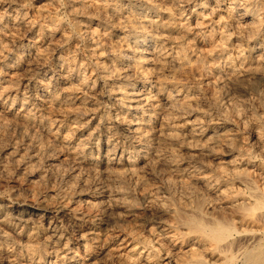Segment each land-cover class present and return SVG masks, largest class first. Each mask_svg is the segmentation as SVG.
Wrapping results in <instances>:
<instances>
[{"label":"bare ground","instance_id":"6f19581e","mask_svg":"<svg viewBox=\"0 0 264 264\" xmlns=\"http://www.w3.org/2000/svg\"><path fill=\"white\" fill-rule=\"evenodd\" d=\"M12 1L20 3L21 1L24 0H12ZM77 1L78 0L68 1L71 11L72 9H74V5ZM179 1L180 3L182 2L181 4L179 3L180 8L176 12L173 9L174 13L171 12L172 10L169 12L170 9L168 11L167 10L163 11L162 9L160 10L156 8L155 5H152V2L151 4H148L149 2L147 4H143V3H136L137 2L136 1L135 3L133 2L132 5L124 8L125 11H123L122 15L119 14V11L121 12L123 8L120 9V5L117 3L111 6L108 10H106V12H104L105 14H102V16L104 15L103 21L96 23L97 26L110 25L113 27L112 30H109L111 28L109 29L105 28L104 33L101 32V34L98 33L96 35L92 45L93 48L91 49L93 50V53L96 56L97 55L101 56L104 54V60L99 61L98 59L99 61L98 64L99 65L107 64V65L106 67L100 66L101 72L97 74V76H95L96 78L92 81V85L91 83L88 85V87L86 86V84L84 85V88H88L92 90L91 93L93 94L94 97L98 95V97L100 96L102 99H105L106 101L109 102L108 104L111 105L112 109L115 110L114 113L115 118L111 122L98 121L97 123L98 127L102 126L104 130H106V133H103L104 141L101 145L98 143V146H96L95 145L96 141L85 142L83 144L79 142L80 143L79 144L77 142L78 140L75 141L73 145H71L73 142L71 138H69L67 134L64 133V125L62 127V124L59 125L57 131L55 132L52 131V126L49 124V122L48 123L44 122L42 118H40L41 115L34 106L35 103L33 102L32 95L37 93L38 95L44 97L43 98L44 101L47 100V102H51L52 104L55 105L58 104L65 105L69 103L68 101L69 97L63 95L60 96L57 90L56 92L54 91L55 89L52 92L48 89L49 87L47 88L46 86L45 87L39 86L38 84L40 83V81H36V83H34V85H32L31 87L28 84L26 85V89H28L27 94L29 93L31 94L28 95L27 97L22 96L24 98H22V100L20 99L21 100L20 103L16 104L14 97V100H12L13 102L9 103L10 105L6 104L3 100L2 101L0 100V107L4 108V112L5 111L9 113L17 112L16 113L17 117L22 125L21 128L22 133L27 134L28 126L29 125L33 126L34 124L32 123H34L35 121L38 122L37 125L39 124L40 128H42L43 130L49 133L50 141L48 144L45 143L43 144L42 142L38 141V142H34L37 144L31 145L30 144L31 142H29L31 139H29V141L26 142L25 144L28 148H31L32 146L37 147L41 155L47 161L51 162L56 160V158L53 157L54 156L53 154L56 152L57 149L56 145L58 144L63 145V147L66 149L69 148L70 152L73 154L75 153V151L72 150V147L74 148L75 145L76 146L80 145L81 149L84 152H86L87 150V153L86 155H83V153L82 154L80 153L81 150H79L80 152L74 154L77 155L78 159L92 166L104 165V167H107V165L108 166L115 165L116 168L119 167L118 168L119 176L120 175L125 176V171L132 172L136 161H142V163L143 162L149 163L151 165L150 166L151 170L157 172V168L155 167L157 165L154 164L155 160L156 162L164 166L163 168L172 171L173 174H175L176 180L178 181H181L180 178L184 174H188V175L190 174L192 177L191 178L192 186L193 185L200 186L203 190H205V192L208 194L209 197L206 198L205 196L203 197L201 195L203 197L201 199L198 194V191L187 190L190 193V196L191 194H194L195 196L198 197V199L195 200L196 202L195 205H192L194 206V208L188 210L185 205H181V206L178 205V207L174 209L175 216L179 220L178 223L184 225L188 231V233L186 231V234L194 235L195 238L199 237V240L202 243L201 249L200 246L194 248L197 251H194L192 253V255L194 256L193 259L189 260L188 262H185L186 264H264V188H261L259 186L261 188L259 189L257 188L258 185L254 186L252 183L253 182L255 183L256 180L254 181V178L251 177L249 178V176L247 175L248 173L246 174L245 171L244 172L238 171L239 172L238 174L236 171L237 168L236 170L232 169L238 162L241 161V159L239 158L238 155H236L235 145L236 143H238V141L236 142L234 141L235 138L234 133L233 134L231 133V130H233L232 129L233 123L231 120L232 116L230 117L229 115L231 112L227 114L226 113L227 111L226 112L221 111V113L219 114L220 117L219 120L216 119V121L213 120L210 121L209 119L210 123L207 122V124L205 123L202 124L203 122L201 123L198 117H194L196 116L194 110H198L200 107L196 109L192 108V104H191L192 102L190 98L191 93L189 91L190 88L186 87L184 89L182 86L178 85L180 79L184 78V81H186L185 79L186 76H183L182 74L183 77L181 78V75H179L181 73V70L178 69L184 67L187 61L184 62L181 57H177V54L180 53V56H182L181 53L186 51L185 48L187 47L186 46L187 44L189 47H191L189 45V42L191 40L190 37L191 34L187 32L188 31L187 29H189L191 26H195V24L198 27L199 26L201 27L205 24L210 25L213 28V31L214 28H216V35L218 34L219 40L216 39L214 41V43L212 44L214 47L213 49H210V51L206 53V58L211 62L212 65L215 64L216 62L218 63L220 62L221 65L222 64L223 65L221 68L218 67V69L217 67H215L216 65L213 66V68L211 67L213 70V76L208 77V79L207 76L209 74L206 76L208 84L214 83L217 86L219 85L223 88L225 86L224 85L225 83H228L229 85L231 84L233 86L232 87L233 89L231 88L232 90L225 91L224 89L223 91L224 100L227 102V105L230 104V107L231 105L234 106L236 103L240 101V97H237L236 92L242 91L246 93L251 90L253 91L254 89L257 88L258 85L264 87V0H194V1L179 0ZM95 2L96 1L89 2V4L87 3L88 5H83V6L82 4H80V6H82L81 8L82 10L80 12L83 14H88V13L96 14V16H98L97 14L101 13L102 6H99V3H95ZM193 2L195 4L194 7L192 8ZM167 6L165 8H167ZM188 6L189 8L187 9ZM4 10H5V14H7L8 17H10V19L12 20L13 28L24 29L28 34L31 35H29L30 38L26 39L27 42L23 40L20 41L21 43L10 52H7L5 49H3V47L0 44L1 46L0 57L11 58V62H10L12 64L11 68H13L14 66H21V65L23 66L28 62L30 63L31 60H35V59L37 60V58L39 59L42 51L41 49L42 43L40 41V38L36 39L35 37L36 35L33 32L34 29L30 25V22L28 21L26 14L24 13L25 11L23 12L22 9L11 5L6 7ZM225 12L228 13V16L226 17L225 15H223ZM36 13L38 14V12ZM99 16L101 15L99 14ZM88 17L89 15L85 16V20H87L86 18ZM49 19L50 18H48V20ZM178 19L179 21H181L182 24L176 23V20ZM99 20H102V17H100ZM185 20L188 21V28L185 27L184 24L185 22L183 23V21ZM193 23L195 24L192 25ZM80 25H82L81 22ZM43 26L44 25H40L39 29L40 30L43 29ZM89 28L90 27H86L85 29H83V37L87 40L90 39V37L93 34L92 32L94 30L92 28L89 30ZM53 31L51 33L55 34ZM198 33L199 32L193 33L194 36H192V38H195ZM60 34L62 35V33ZM239 35H241V37H239ZM192 41L194 40L192 39ZM229 41H232L230 49H229ZM58 42H60V40ZM189 47L187 48L189 49ZM201 48L202 47H200L199 49ZM233 48L235 49L233 50ZM54 49H55L54 51H56L54 54V57L56 59L55 63L57 64L58 67H60L59 69H65L66 67H68L67 64L69 62L67 61L66 57H64L63 50L60 49V45L59 47L55 46ZM182 49H184L183 52H179ZM232 51L234 52V56L232 55L233 53H231ZM189 52H191L192 56L195 57V58L193 57L194 59L200 58L199 57L200 55L198 53H202V51L201 52L198 51L197 48L192 51L189 50ZM188 55H190V53ZM121 56H123V59L118 60L119 57L122 58ZM194 61H191V64ZM202 62L204 63V61ZM109 63L113 64L114 67V68L112 67L111 71L107 70L111 65V64L109 65ZM188 63L189 62H187V64ZM199 63L202 65L201 62ZM208 66L209 64L207 65V67ZM200 69H198V72ZM176 70L180 71V73H178L180 77H177L178 75L177 76L175 75L174 72H176ZM182 71H184L183 68ZM37 72L39 73V71ZM201 72L198 75L200 77H201ZM40 73H42L44 77H47V79L50 80L48 82L49 85L52 84L55 87L58 85L55 82L54 83L51 82V78L58 77L59 80H63L64 78L63 74L61 73L59 74V72L56 71L42 70ZM202 73L206 74L204 72ZM49 75L51 76L49 77ZM70 78L72 77H70L69 75L65 76V79L67 81H70L71 80ZM200 79L198 78V80ZM85 81L82 82L85 83ZM190 82H192V79ZM203 84L206 85V83L204 82ZM200 86L202 85L200 84ZM252 91L250 93H253ZM261 91L258 93L257 96L258 98L256 99V101L258 100V102H256V106L263 113L264 91L263 92ZM203 92H205V90ZM195 93H197V91ZM8 98L9 96L7 97L6 101H8ZM78 99L80 105L82 106L86 105L85 107L93 108L96 112H97L96 109L100 108L98 107L97 102L95 101L93 102V98L88 100V98L86 97L83 98V96H80L78 97ZM194 100H196V98ZM215 100H217V98ZM197 102H199V100ZM214 102L213 105L216 103ZM197 106H202V105H197ZM220 107H222L221 103H220ZM211 113L213 112L211 111ZM77 115L74 116L75 119L77 118ZM94 117L85 118L84 120H82L83 122L81 124L88 126L92 123H96L95 122L96 119H94ZM178 133H181L182 137L183 135L188 136L189 140H185L184 138L182 139V137L180 136L181 134ZM237 140H239V138ZM135 141H137L138 143L135 144ZM178 145L180 146L182 145L186 149L193 151V153L191 154L190 152L188 153L190 155L184 162L181 161L176 162L170 156L160 154L159 151L161 150L159 151L157 150L158 146L159 147L163 146L168 151H171L176 146L179 147ZM95 150L98 151L97 157L93 156L92 153ZM32 158H34V154L33 155L28 154L23 159L24 160L26 159V161H30L32 160ZM208 158L214 159L211 160L214 162L212 163L206 162L205 159ZM229 167H231V169ZM159 168L161 170V167ZM202 169H206L208 171L211 170L213 171L214 175L213 174L211 176L202 175V173H200ZM231 171L232 173H234V175H237L238 177L241 176L240 177L241 184L247 186L246 188L248 187L250 188L249 194L247 193L248 195L243 196L240 194V196H238L237 194L235 195V192L232 193V191L230 190L232 187L229 182L232 179L231 177L232 174L230 173ZM28 175L32 176L33 173L28 172ZM160 175H162V184L160 189H164L171 192L176 182L175 179H173V177H170L172 174L169 176V174L167 173L165 174L160 173ZM187 177L189 178V176ZM235 178L237 179V177ZM137 185H138L137 187L141 191V196L143 199L147 200L151 198L149 190L144 188L145 182L143 180H138ZM192 188L195 189V186ZM233 190L236 191V189ZM95 193L97 194L96 196H98V198L99 197L102 198L103 196L110 197L108 194L103 193L102 195L100 190L96 191ZM174 194L176 195V193ZM214 200L222 201L220 204L221 206L218 204L216 207L223 208L224 210L229 212V214L223 212L222 214L216 215V213L209 214L205 212L203 206L208 202ZM51 201L47 199H43L41 197L35 198L33 200H28L24 198L23 200H20V202L16 205H14L15 204L14 203V204H8L6 205V207L4 206V209L10 212L12 211L17 213L18 222L17 224H15V222L10 223L7 220L6 216L0 217V237L5 238L6 235L8 234V231H10L15 235L20 236L21 238H27L25 235H21L20 232L18 233L16 229L17 225L19 224L22 225L23 223L27 225L35 218H39L41 222H43V220L47 222L48 220V226L50 227L51 231L54 233V235L52 236H54L53 244L55 246V249L53 250L56 253L61 251L60 253L63 254L65 252L67 253V251L68 252L71 251L72 249L75 248V246L78 249L80 246L88 247L87 245L89 243L90 244L95 243L99 238L97 237L95 230L101 228L102 225L109 227V225H111L112 223L114 224L115 222L118 221V219H121L119 218V216H122L121 214L118 216H116L115 214V218L114 217L112 218L110 215H108L106 209L103 206H101V204L99 206L97 205V203H94V201L90 202L89 200L87 201V204L85 205V210L81 213V216H78L76 214L77 213L76 211L78 210L77 207L76 208L75 206L74 208L69 207L67 203L68 201L66 202H63L61 200L55 202H53V200ZM188 202L190 203V201ZM166 204L168 205V202H166ZM189 205L191 206V204ZM79 206L80 205H78V207ZM117 206L122 210V212L120 211L121 213L124 212L131 214V210L136 209L134 204L131 202L129 204H127L126 202H122V203L120 202L117 203ZM109 213L112 214V212ZM116 213L118 214L117 211ZM71 215L75 217L78 216L76 218L79 219L78 220L79 222H76L73 225L74 226V228L72 229L73 235L71 236L70 234V236L67 237L63 233L58 232V227H59L58 223L62 224V221H64L65 217L67 216L72 217ZM54 216L58 221L53 220ZM97 217L102 221L98 223ZM157 218H162V217L158 215ZM247 219H252L254 221V224H249L248 222H246ZM240 225H242L241 226L243 227L242 229ZM105 242H107L106 237L104 239V243ZM98 247H100V245ZM4 253L8 254V256L9 255L11 256V254H9V252L7 251H5ZM74 257L75 256L73 255L72 257H68V259L72 260ZM59 261H61V259ZM73 261L75 260H72V262ZM62 264H69V263H62Z\"/></svg>","mask_w":264,"mask_h":264},{"label":"rangeland","instance_id":"374dc122","mask_svg":"<svg viewBox=\"0 0 264 264\" xmlns=\"http://www.w3.org/2000/svg\"><path fill=\"white\" fill-rule=\"evenodd\" d=\"M24 1H21L20 3L18 2L19 3L18 4L17 2L12 1V0H2V1L0 0V28L1 27L4 28V29L2 28L0 29V44L3 47V49H5L7 52H10L21 43L20 41L23 40L27 42L26 39L30 38L29 35H31V34H28L24 29L13 28L12 20L10 19V17H8L7 14H5V10H4L6 7L11 5V6H16L22 9L23 12L25 11L24 13L26 14L28 21L30 22V25L34 29L33 32L36 35L35 36L36 39L40 38V41L42 43L41 49L43 52L41 51V55L39 59L37 58V60L36 59L31 60L30 63L28 62L27 64H24L23 66L22 65L14 66L13 68H11V65H12L10 63L11 58L0 57V100L1 101L3 100L6 104H9L13 102L12 100H14V97H15V103L16 104L20 103L22 98L27 97L28 95L31 94V93L27 94L28 89H26V85L28 84L31 87L32 85H34V83H36V81H40L39 84L37 82L39 86L41 87L46 86L47 88L49 87L48 89L52 92L55 89L54 91L56 92L57 90L60 96L63 95V96L69 97L68 98L69 103H67L68 105L67 104L55 105V104H52L51 102H47V100L44 101L43 99L44 97L38 95L37 93L32 95L33 102L36 104V105L34 104V106L36 107L37 111H39L40 115L42 116V117L40 116V118H42L44 122H47V123L49 122V124L52 126V131L54 132L57 131L59 125L62 124V127L64 125V133L67 134V136L71 138L73 142L71 145H73L74 142L77 140H78L77 141L78 143L80 142L82 144L85 142H93V141L95 142L96 141L97 142V144L95 142L96 146H98V143L101 145L104 141L103 133H106V130H104L102 126L98 127L97 123L98 121L99 122L100 121L101 122H111L115 118V114H114L115 110L112 109L111 105L108 104L109 102L106 101L105 99H102L100 96L98 97V95L94 97L93 94L91 93L92 90L88 88H84V85L86 84L87 87L90 83L92 85V81L96 78L95 76H97V74L101 72L100 66L106 67L107 64H104V65L98 64L100 60H104V54L101 56H98V55L96 56L93 53V50L91 48H93L92 45L98 33L99 34H101V32L104 33L105 28L107 29L111 28L109 30H112L113 27L110 25L97 26L96 23L103 21L104 15L102 16V14H105L104 12H106V10H108L111 6L117 3L120 5V9L123 8L121 12L119 11V14L122 15L123 11H125L124 8L132 5L133 2L135 3L136 1H137L136 3H143V4H147L148 2H149L148 4H151L152 2V5H155L156 8L160 10L162 9L163 11L164 10L168 11L170 9L169 12L172 10L171 11L172 13H174V11L176 12L180 8V4L182 2L180 3L179 0H177L178 3L176 0L175 1L174 0L172 1L171 0H151V1L150 0L149 1L148 0H94L96 1L95 3H99V6H102L101 13H99L101 16H99V14H97L98 16H96V14H90V13L83 14L80 12L82 10L81 9L82 6L88 5L89 2H94L92 0H78L79 2L77 1L75 3L74 9H72V11L69 7V2H68L69 0H24ZM49 1H52V2H49ZM190 1H194V0H190ZM80 4H82V6H80ZM194 4L195 3L193 2L192 8L194 7ZM167 5L168 6L171 5V6L168 7ZM166 6L167 8H165ZM77 8H78V11H77ZM188 8L189 6L187 7V9ZM36 12H38V14ZM87 15H89V17L86 18L87 20H85V16ZM223 15H225L226 17L228 16V13L225 12ZM100 17H102V20H99ZM48 18L50 19L48 20ZM177 21H179V19L176 20V23L178 24L181 23V21L179 22ZM80 22L83 26L80 25ZM82 22H84L85 24ZM183 23L185 24V27L188 28V21L185 20L183 21ZM194 24L195 23H193L192 25ZM40 25H44L43 29L41 30L39 29ZM85 26L90 27L89 30L91 28L94 29L92 32L93 34L89 40L83 37V29L86 28ZM100 30H103V31H100ZM187 30L186 31L191 34L190 35L191 40L189 42V45L192 48L189 47L187 44L186 46L189 47V49L186 47L185 48L186 51L184 52H183L184 49L180 50L179 52H183L181 53L182 56H180V53L177 54V57H181L184 62L186 61L189 62L188 64L186 62L184 67H182L184 71H182V68H180L178 70H181V73L178 70L174 72L176 76L178 75V73H180L179 75H181V78L183 76H186L185 77L186 81H184V78L180 79L181 81L179 80L178 85L182 86L184 89L186 87L190 88L189 91L191 93L190 98L192 102L191 103L192 108L196 109L200 107L198 110H194V113L196 114V116L194 117H198V119H200L199 121L201 123L203 122L202 124L204 123L207 124V122H209V119L210 121L212 120L216 121V119L219 120L220 119L219 114L221 113V111H225V112L227 111L226 112L227 114L231 112L229 114L230 117L232 116L231 120L233 123V127H232L233 130H231V133L232 134L234 133V137H235L234 141L235 142L238 141L239 143V144L236 143L235 147H236V155H238L239 158L241 159V161L238 162L232 169L236 170L237 168L236 171L238 174L239 172L245 171L246 174L248 173L247 175L249 176V178L251 177V178H254V181L256 180L255 181L256 184L253 181H252L253 183L251 182L254 186L258 185L257 188L259 189L264 188V173H263L264 172V161H263L264 160V150H263L264 149V146H263L264 145V140H263L264 139V118H263L264 112L262 113V111H260L258 107L256 106V102H258V100L256 101V99L258 98L257 97L258 93L261 90H262L261 92H263L264 87L261 85H258L256 89H254L253 91L251 90L253 93H250L251 91L246 92V93L242 91H241L242 93L240 91L236 92L237 97H240V101L238 102L239 104L236 103L237 104V105L235 104L236 106L231 105V107H230V104H228L229 105L228 106L227 102L224 100L223 91L224 89L225 91H230L233 89L232 88L233 86L231 84L229 85L228 83H225L224 84L225 86L223 85L224 86L223 88L219 85L217 86L214 83L208 84V81H207L208 77L213 76V70H212L213 66L216 65L215 67H217L218 69V67L221 68L223 65V64L221 65L220 62L219 63L216 62L215 64L212 65L211 62L206 58V53L209 52L210 49H213L214 47L212 45L214 41L216 39L219 40L218 34L216 35V28H214V31H213V28L210 25L205 24L201 27L200 26L198 27L195 24V26H191ZM52 31L55 34H52L51 33ZM195 32L196 33L199 32L198 33L199 35L197 34L195 38H192V36H194L193 33ZM60 33H62V35ZM239 37H241V35H239ZM62 38H65V39H62ZM192 39L194 41H192ZM59 40L60 42H58ZM200 41H201V44H200ZM207 44L208 45L210 44V45L208 46ZM231 44H232V41H229V49L231 48ZM59 45H60V49L63 50L64 57H66L67 61L69 62L67 65L70 69L68 67H66L65 69H59L60 67H58L57 64L55 63L56 59L54 57V54L56 51H54L55 50L54 48L55 46L59 47ZM199 45L200 47H202L201 49H199L200 48ZM194 48L195 49L197 48V50L200 52L202 51V53H198L200 55L199 56L200 58L198 59H194L195 57L192 56L191 52H189V50L190 51L195 50ZM234 49L235 48H233V50ZM189 53L190 55H188ZM231 53H233L232 55L234 56V52L232 51ZM121 57L122 58L119 57L118 60L120 59L122 60L123 56ZM191 61H194V62H192L191 64ZM202 61H204V63ZM199 62H201L203 66ZM110 64L111 63H109V65ZM208 64L209 66L207 67ZM112 67H113V64H111L109 68L107 67L108 68L107 70L111 71ZM198 69H200L199 72H198ZM42 70L43 71L51 70V71L59 72V74L60 73L63 74L64 78L63 80H59L57 76H56L57 78L52 77L51 82L57 83L58 86L55 87L52 84L49 85L48 82L50 80L47 79V77H44L42 73H40ZM201 70L202 72L206 74H203ZM37 71H39L40 74ZM193 71L195 72V74ZM200 72H201V77L198 76ZM67 75L72 77L70 78L71 79L70 81H67L65 79V76ZM179 75L177 77H180ZM50 76L51 75H49V77ZM206 76H207V79H206ZM198 78L199 79L201 78V79L198 80ZM191 79H192V82H190ZM82 81H85V83ZM203 82L206 83V85L203 84ZM200 84L202 86H200ZM204 90L205 92H203ZM196 91L197 93H195ZM8 96H9L8 101H6ZM80 96H83V98L86 97L88 98V100L93 98V102L94 101L97 102L98 107H100L96 109L97 112L93 108L85 107L86 105L85 106L80 105L78 101L79 100L78 97ZM195 98L196 100H194ZM216 98L218 101L219 100L220 101L218 102L217 100H215ZM198 100L199 102H197ZM214 101L218 103L216 104ZM213 102L215 103L214 105H213ZM220 103L222 107H220ZM197 105H202V106H197ZM263 105H264V101H263ZM211 111L213 113H211ZM14 113L15 112L13 113H9L6 111L4 112V108L0 107V206H1L0 207V217L6 216L7 220L10 223L15 222V224H17L18 222L17 213L12 212V211L10 212L4 209V206L6 207V205L8 204H14V203H15L14 205H16L20 202V200H23L24 198L28 200H33L38 197L39 198L41 197L43 199H47L50 201L53 200V202L59 201V200L63 202L68 201L67 203L69 207H72V208H74V206L75 208L77 207L78 210L76 211L77 212L76 214L78 216H81V213L85 210V205L87 204L88 200L90 202L94 201V203H97V205L99 206L101 204V206H103L106 209L108 215H110L112 218L113 217L115 218V214L116 216L120 214L122 216H119V218L121 219H118L117 221L118 223L117 222H115L114 224L112 223L111 225H109V227L102 225L101 228L95 230L97 237H99L95 243L93 244L89 243L87 245L88 247L80 246L78 249L75 246L74 249H72L69 252L67 251V253L65 252L63 254L60 253L61 251L56 253L53 250L55 249V246L53 244L54 236H52L54 235V233L51 231L50 227L48 226V220L47 222L44 220L43 222H41L39 218H35L33 221L29 222L27 225H25V223H23L22 225L19 224L16 227L18 233L20 232L21 235H25L27 238H21L20 236L15 235L10 231H8V234L5 237L6 239L0 237V249H1L0 250V264H62V263H69V264H81V263L82 264H167V263L168 264H186L185 262H188L189 260L193 259L194 256L192 255V253L194 251H197L194 248H197L200 246V249H201L202 243L200 242L199 237L195 238L194 235L186 234L187 229L184 225H181V223H178L179 220L176 218L175 210H174L176 207H178V205L179 206L185 205L188 210H190L191 208L192 209L194 208V206L192 205H195L196 203L195 200L198 199V197L195 196L194 194H191L190 196V193L187 190L198 191V194L201 199L204 196L206 198L209 197L208 194L205 192V190H203L200 186L198 185L192 186L191 184L192 177L190 174L189 175L184 174L182 176L183 178L182 177L180 178L181 181H178L176 180L175 174H173L172 171L163 168L164 166L156 162V160L154 164L157 166L155 165L154 166L157 168V172L156 171L154 172V170H151V167H150L151 165L149 163H146V162L142 163V161H136L133 171L132 172L125 171V176L120 175L121 176L120 178L118 174L119 167L116 168L115 165H109V166L107 165V167H104V165L92 166L78 159L77 155H74V154L80 152L79 150H81L80 153L81 154L83 153V155H86L87 153V150L86 152H84L81 149L80 145H77V146L75 145V147H77V148L74 147L75 149L72 147V150L75 151V153L73 154L70 152L69 148L66 149L63 147V145L58 144L56 145V148H57L56 152L53 154L54 155L53 157L56 158V160L51 161V162L47 161L41 155L37 147L32 146L31 148H28L25 144L26 142L29 141V139H31L29 141L31 142L30 143L31 145L37 144L34 142H38V141L42 142L43 144L44 143L48 144L50 141L49 133L43 130L42 128H40L39 127L40 125L39 124L37 125L38 123L37 121L32 123L35 126L34 125L28 126L27 134L22 133L21 131L22 125H21L20 120L17 117V114H16L17 112L15 114ZM75 115H77L76 119L74 118ZM90 117H94V119H96L95 120L96 123H92L88 126L81 124L83 122L82 120H84L85 118H90ZM178 134H181V133H178ZM180 136L182 137V134ZM256 136H258L259 138ZM183 138L185 140H189V137L186 135H183L182 139ZM238 138L239 140H237ZM136 143L138 142L135 141V144ZM178 146L179 147L176 146L173 149L176 152H174L173 150L168 151L163 146L161 147L158 146L159 148L157 147V150L158 151L161 150L159 151L160 154L168 155L172 159H174V161L176 162H180V161L184 162L188 158V156L191 153H193V151L186 149L182 145L181 146L178 145ZM246 148L248 151L246 150ZM189 152L190 154H188ZM92 153H93V156L97 157L98 151L95 150ZM28 154H32V155L34 154V158H32V160L30 161H26V159L25 160L23 159ZM175 159L177 160L179 159V160L177 161ZM211 160H214V159H211V158L205 159L206 162H209V163L214 162ZM159 167H161V170ZM229 168L231 169V167ZM28 172H32L33 175L29 176ZM158 172H160L161 174L167 173L169 174V176L172 174L170 177H173V179H175L176 187L174 186L171 192L164 190V189H160L161 184H162V175H160V173ZM200 173H202V175H207V176H211L212 174L214 175L213 171L211 170L208 171L206 169H202ZM230 173L232 174L231 176L232 179L229 181L232 187L230 189L232 193L235 192V195L237 194L238 196H240V194L243 196L248 195L250 188L249 187L246 188L247 186H244L243 184L240 183L241 176L238 177L237 175H234L232 171ZM187 176H189L190 179ZM235 177H237L238 180ZM138 180H143L145 182L144 188L149 190L151 198L147 200L142 198L141 191L137 187ZM194 186L196 190L192 188ZM233 189H236V191ZM99 190L102 195L103 193L108 194L112 199L110 197H104V196L102 198L100 197L98 198L95 192ZM174 193H176V195ZM120 196L122 197V199ZM185 196H187L188 199ZM97 199L100 201H98ZM165 201L168 202V205L166 204ZM188 201H190V203ZM120 202L121 203L126 202L127 204H129L130 202L133 203L134 206L136 207V209L131 210V214L133 215H131L130 213L129 214L124 213V212L121 213L122 210L117 206V203H120ZM221 202L222 201H219V200L210 201L203 206V209L205 210V212L209 214L216 213V215H218V214H222L223 212L226 214L227 213L229 214V212H227L223 208L216 207L218 204L220 205ZM188 203L191 204V206ZM78 205L80 206L78 207ZM187 206H189L190 208ZM165 208L167 209L169 208V209L167 210ZM79 209L80 210L83 209V210L80 211ZM116 211L118 212V214L116 213ZM109 212H112V214H110ZM157 214L160 215V217L162 218H157L158 216ZM71 216L72 217L70 216L65 217L64 221H62V224L58 223L59 225L58 232L63 233L67 237L70 236V234L71 236L73 235L72 234V229L74 228L73 225L76 222H79L78 221L79 219L76 218L78 216L76 217L73 215ZM98 217L97 219L99 223L102 220L99 219ZM53 220L54 221L56 220L55 216ZM246 222H248L249 224H254V221L252 219H247ZM241 226L242 225H240V227ZM106 227H107V230H106ZM242 228L243 227H241V229ZM105 237H106L107 242L104 243ZM99 245L100 247H98ZM4 250L9 252L11 256L10 255L8 256V254L4 253L5 252ZM73 255L75 257L72 260H75V261L72 262V260L68 259V257H72ZM60 259L61 261H59ZM175 260L177 263L175 262Z\"/></svg>","mask_w":264,"mask_h":264}]
</instances>
